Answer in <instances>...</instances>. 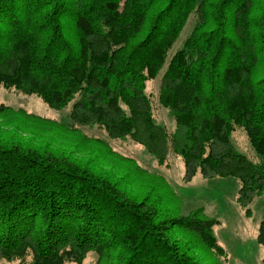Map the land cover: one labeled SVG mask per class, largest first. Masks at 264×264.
Instances as JSON below:
<instances>
[{
    "label": "trees",
    "instance_id": "obj_1",
    "mask_svg": "<svg viewBox=\"0 0 264 264\" xmlns=\"http://www.w3.org/2000/svg\"><path fill=\"white\" fill-rule=\"evenodd\" d=\"M191 14L183 47L169 51ZM164 70L159 124L147 81ZM0 86L71 122L0 102V259L18 264H224L204 206L161 174L88 135L141 144L160 164L184 160L185 180L234 177L237 201L264 192V0H0ZM245 130L252 162L230 137ZM257 241L264 245V219Z\"/></svg>",
    "mask_w": 264,
    "mask_h": 264
},
{
    "label": "rangeland",
    "instance_id": "obj_2",
    "mask_svg": "<svg viewBox=\"0 0 264 264\" xmlns=\"http://www.w3.org/2000/svg\"><path fill=\"white\" fill-rule=\"evenodd\" d=\"M196 23L195 14H191L179 38L169 51V59L183 47L184 41L191 34ZM164 70L152 80L147 81L146 93L150 95L155 109L156 121L173 132L176 122L171 111L164 108L159 101L160 82ZM75 101V100H74ZM74 101L64 108H52L34 94L17 92L0 86V102L15 108H24L29 112L56 119L65 123L71 122L70 113ZM88 135L100 137L110 142L118 152L135 158L142 166L152 172L163 175L184 196L183 214L191 209L204 206L207 214L215 216L221 223L214 228L219 243L225 248L228 259L224 264H264V245L257 241L259 226L264 219V192L254 197L250 208L252 214L247 216L245 209L237 201L240 181L234 177L204 178L197 173L192 179L185 180V165L181 156L169 153L166 163L160 164L139 143L129 138H111L99 126H83ZM230 140L236 150L247 156L252 162L259 163L260 157L249 143L244 129L235 130ZM97 254L90 251L82 263L96 264ZM0 264H18L16 261L0 259Z\"/></svg>",
    "mask_w": 264,
    "mask_h": 264
}]
</instances>
